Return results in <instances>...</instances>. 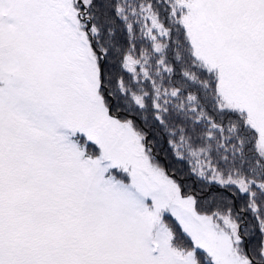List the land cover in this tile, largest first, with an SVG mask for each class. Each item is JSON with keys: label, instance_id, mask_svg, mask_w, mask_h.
Segmentation results:
<instances>
[{"label": "snow or ice", "instance_id": "obj_1", "mask_svg": "<svg viewBox=\"0 0 264 264\" xmlns=\"http://www.w3.org/2000/svg\"><path fill=\"white\" fill-rule=\"evenodd\" d=\"M160 7L0 0V264H264V0Z\"/></svg>", "mask_w": 264, "mask_h": 264}, {"label": "trees", "instance_id": "obj_2", "mask_svg": "<svg viewBox=\"0 0 264 264\" xmlns=\"http://www.w3.org/2000/svg\"><path fill=\"white\" fill-rule=\"evenodd\" d=\"M132 2V0H130ZM135 2H140V0H135ZM150 2L156 4L159 7L162 18L164 9L160 7L161 0H150ZM116 25L118 28L117 36L118 38L124 42L125 48L128 47V44L125 42L127 39V30L122 20L117 19ZM135 35L137 37V46H136V54H139L140 48H146L149 46V42L145 38L143 42H140V27L139 24L136 26ZM167 39V38H165ZM175 39V37H173ZM122 74L125 76V79L130 78V73L126 70H121ZM144 83L150 84V82L145 81ZM171 137L167 134V132L156 133V142L154 153L159 162L170 172L175 173L178 178H182V183L184 185V190L186 192H195L197 194L198 199L200 200L203 207L207 208L211 202V195L220 191L218 185H209L206 181H203L200 177L195 174L190 173L191 164L186 159H178L174 155L173 148L169 145L168 140ZM211 189V192H209ZM235 191V189H233Z\"/></svg>", "mask_w": 264, "mask_h": 264}, {"label": "rangeland", "instance_id": "obj_3", "mask_svg": "<svg viewBox=\"0 0 264 264\" xmlns=\"http://www.w3.org/2000/svg\"><path fill=\"white\" fill-rule=\"evenodd\" d=\"M130 76H131V73H130ZM145 82V81H144ZM144 82H142V83H144Z\"/></svg>", "mask_w": 264, "mask_h": 264}]
</instances>
